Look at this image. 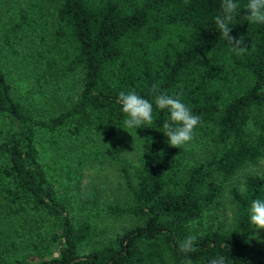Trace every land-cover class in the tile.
I'll use <instances>...</instances> for the list:
<instances>
[{
  "label": "trees",
  "instance_id": "16d2710c",
  "mask_svg": "<svg viewBox=\"0 0 264 264\" xmlns=\"http://www.w3.org/2000/svg\"><path fill=\"white\" fill-rule=\"evenodd\" d=\"M234 2L229 35L244 39L243 55L215 24L222 0H26L0 23V53L20 60L38 88L79 79L69 101L47 97L50 110L37 117L12 97L0 67V264H181L179 243L190 234L194 264L217 256L264 264V231L254 244L249 221L252 201L264 200V168L244 174L240 187L230 183L264 159V24L244 19L248 0ZM121 91L153 104L151 125L124 129ZM159 93L179 96L200 117L191 141L208 147L202 160L168 145ZM126 131L137 139V163L130 175L120 169L126 199L103 211L137 223L98 242L59 185ZM223 199L229 223H205Z\"/></svg>",
  "mask_w": 264,
  "mask_h": 264
},
{
  "label": "rangeland",
  "instance_id": "374dc122",
  "mask_svg": "<svg viewBox=\"0 0 264 264\" xmlns=\"http://www.w3.org/2000/svg\"><path fill=\"white\" fill-rule=\"evenodd\" d=\"M25 2L26 0H0V23L5 22ZM0 67L10 85L12 97L28 104L37 117L46 115L50 110L47 97H51L54 102H66L69 100L65 98H72L78 90V73L61 82L58 89L52 91L38 88L33 82V75L20 60H13L0 53ZM128 132L120 139L100 144L98 153L90 156L89 161L79 171L78 178L75 181L61 180L59 185V189L66 185L60 193L71 205L73 217L83 215L93 223L98 242L121 234L137 223L130 217H109L103 211L104 204L125 200L127 197L120 169L123 167L130 175L137 163L139 153L136 137ZM184 148L188 152L186 158L189 162L202 160L208 152V147L200 141H191L184 145ZM263 168L264 159H260L255 167L240 171L230 183L240 187L244 174L256 173ZM91 196H95L94 203L89 200ZM230 214L229 203L227 199H223L222 204L212 210L209 220L205 217L204 221L212 223L213 226L226 225L230 221ZM253 237H258L252 239L257 245L258 230H255Z\"/></svg>",
  "mask_w": 264,
  "mask_h": 264
},
{
  "label": "clouds",
  "instance_id": "9594fccd",
  "mask_svg": "<svg viewBox=\"0 0 264 264\" xmlns=\"http://www.w3.org/2000/svg\"><path fill=\"white\" fill-rule=\"evenodd\" d=\"M221 14L215 17V24L222 36L231 46L232 51L237 55H243L247 52L244 39L241 37L235 39L229 35L239 5L234 0H222ZM247 15L244 19L252 24H264V0H248L244 6ZM152 92H158V86L153 85ZM121 105V112L126 117L123 121L124 129L136 130L141 127H147L153 122V104L147 99L137 95L135 91L125 93L121 91L117 97ZM155 106L159 110H168V118L163 122V134L167 137V143L172 148H181L188 144L194 138V131L201 123L200 117L193 114L191 108L181 102L179 96H171L164 93L155 95ZM247 127L257 131L251 120ZM121 129V130H124ZM125 131V130H124ZM128 132V131H126ZM129 133V132H128ZM108 148V145H106ZM249 221L253 230L264 231V200H253L249 209ZM258 238V237H253ZM197 234H190L179 243V252L184 254L185 258L181 264H194L188 254L196 250L195 244ZM225 247H227L225 245ZM209 264H226L225 256H217L209 261Z\"/></svg>",
  "mask_w": 264,
  "mask_h": 264
}]
</instances>
